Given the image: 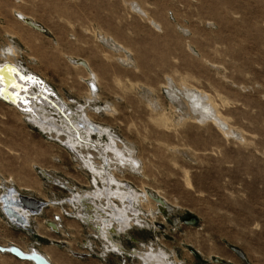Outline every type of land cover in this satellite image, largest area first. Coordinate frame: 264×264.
Here are the masks:
<instances>
[{"label": "rangeland", "instance_id": "374dc122", "mask_svg": "<svg viewBox=\"0 0 264 264\" xmlns=\"http://www.w3.org/2000/svg\"><path fill=\"white\" fill-rule=\"evenodd\" d=\"M16 11L43 30L25 25ZM8 56L71 109L84 105L119 136L124 152L133 147L139 174L115 171L119 160L110 153L115 175L172 205L168 216L156 210L150 227L134 225L116 236L130 252L162 247L180 264H245L233 245L252 264H264V0H0V60ZM77 58L88 60L98 76L99 95L90 101L89 72L74 64ZM195 95L202 108L213 110L212 120L201 121ZM96 106L106 112L94 113ZM29 116L0 97V193L12 184L61 202L70 190L45 178L42 168L76 191L94 190L91 173L73 151L65 152L64 142ZM217 118L224 128L213 123ZM94 139L109 142L106 136ZM142 202V215L152 222L149 201ZM72 210L68 203L48 206L30 217L29 228L41 220L59 235L54 245L74 258L143 264L131 253L105 248L101 236L67 214ZM0 215L11 225L0 241L27 230ZM56 217L58 232L46 223ZM69 221L75 227L67 228ZM41 248L34 239L27 249Z\"/></svg>", "mask_w": 264, "mask_h": 264}, {"label": "bare ground", "instance_id": "6f19581e", "mask_svg": "<svg viewBox=\"0 0 264 264\" xmlns=\"http://www.w3.org/2000/svg\"><path fill=\"white\" fill-rule=\"evenodd\" d=\"M15 16L30 28L36 30H38L37 28H42L33 17L22 11H16ZM77 60L78 62L74 64L89 72L87 73L89 76V83L87 84L89 97L87 100L90 101L92 95L96 97L99 95L97 92L98 76L88 60L82 58H77ZM1 68H5L11 76L6 80L0 72V97L12 103L22 113L29 114V121L31 120L41 131L43 130L51 135L52 138L61 140V142L69 146L71 149H65V152L70 153V150L74 152L73 154L77 157L78 164L91 173L92 180L90 182L94 186V190L83 189L76 191V189L71 187V185L75 187L72 182L61 180L46 171L45 168H42L45 178L48 177V180L54 182V184L68 188L70 194L61 202H58L59 198L51 202L49 199H39L30 193H22L19 188L12 184L3 185V191L0 193V209L3 210L4 216L8 221L18 227H25L31 222L30 215L41 216L48 206L68 203L75 208V211H67V214L78 218V220L80 219L94 231L96 230L95 232L105 241V248H110L115 253H131L138 256L143 264H180L179 260L174 259L171 261L168 251L162 247L157 249L147 248L146 250L135 248L133 252H130L120 240H117L119 235L126 233L134 225L150 227L155 220L156 210L164 216H168L170 211H172V205L163 195L159 193L153 194L146 189L140 191L129 182H124L123 178H118L115 175L116 173L113 172L112 164H114V158L110 153H113L114 157L119 160V165H115V171L118 170L121 173V171L129 170L134 174H139L136 171L140 168L138 167L140 158H137L134 148L129 146L127 147V153L124 152L118 145L119 136L112 133L109 127H105L95 121L84 105H79L78 110L76 109L77 111L71 109L65 101L56 96V93L44 80L34 75L35 73L25 72L22 69L23 67L17 64L11 56L0 60ZM32 86H36L37 91L36 93L34 91L35 94L31 93ZM54 95L56 96L55 99L53 98ZM195 96L197 98L195 106L200 108L199 111L201 117H203L200 120L204 122L209 120V118L212 120L211 111L213 110L209 108V104H207L208 108L204 106L202 108L201 97L199 95ZM93 111L96 114H101L106 112V109L96 106ZM220 121L219 118L217 120L213 119V123L222 128L223 125L221 123L223 124V122L220 123ZM165 122H167L166 119ZM95 135L99 137L106 136L109 142L102 143V141L95 140ZM116 162L115 164H117ZM121 176H124V174ZM2 177L1 173L0 180ZM25 180L27 181V178ZM142 201H149L147 203L148 210L146 211L151 213L152 222L145 215H142V213H145L142 207L139 206ZM152 205H154V209H152ZM195 221L194 218H191L188 222L194 223ZM51 223L57 227V230L60 229L58 222L51 221ZM12 250L19 255H24L17 249V246L12 248ZM22 251L25 252L24 250ZM48 260L50 261V259ZM246 260L248 259L246 258ZM50 263L52 264V262ZM121 264L127 263L122 262Z\"/></svg>", "mask_w": 264, "mask_h": 264}, {"label": "crops", "instance_id": "0c3cea01", "mask_svg": "<svg viewBox=\"0 0 264 264\" xmlns=\"http://www.w3.org/2000/svg\"><path fill=\"white\" fill-rule=\"evenodd\" d=\"M63 145L66 146L68 149H71L69 146H67L65 144H63ZM78 222H80V220H78ZM67 223H68V225L66 224L67 228L70 229L71 227H75V222L69 221ZM78 224H80V223H78ZM0 227H3L5 229V230H1V228H0V235L4 231H10L8 229V227H11V225L8 222H6L5 218L1 215H0ZM26 229L27 230L24 231L25 233H23V230H21V231L18 230V232L16 233L17 235L15 234L14 237H10V235H7L4 241H0V246H3V247L17 246V247L21 248V250H24L26 252V250H28L27 248L29 247V244L32 243V241L34 239H37V240H40L42 242V248L40 250H37V251H39V253L43 254L45 257L50 259V262H52V264H69L70 261H85V262H87V261L88 262L98 261L97 258H91V257L90 258H84V259L74 258V257L70 256V254H68V251L64 250L63 248H59L58 246H55L54 243L57 244L58 240H60V239H58L59 235L54 234L53 232L49 231V229L46 226H44V224L41 222V220L37 219L32 228H26ZM1 231H2V233H1ZM72 236H74V235H72ZM73 240H75L74 237H73ZM49 241H52L53 243L49 244L48 243ZM65 242L69 246V241L65 240ZM26 246H28V247L25 248ZM112 253L115 254L114 252H112ZM114 259H115V257H111L112 261ZM98 262L100 264H102L100 261H98ZM0 264H33V263H31L27 260L20 259L17 256L10 254L8 252L0 251ZM110 264H114V263L112 262Z\"/></svg>", "mask_w": 264, "mask_h": 264}, {"label": "water", "instance_id": "95a60500", "mask_svg": "<svg viewBox=\"0 0 264 264\" xmlns=\"http://www.w3.org/2000/svg\"><path fill=\"white\" fill-rule=\"evenodd\" d=\"M39 31H42L43 28H37ZM0 72H1V75H3V77L8 80L9 77L11 76L8 71L5 70V68H1L0 69ZM48 226H51L53 228V230L57 231V227L53 226L52 223H50L49 221L46 222ZM24 228H29V225L25 226ZM60 242H57V244H59ZM63 245V244H61ZM12 248H16V246H8V247H3V246H0V251L2 252H8L10 254H13L15 256H17L18 258L20 259H23V260H29V261H32L34 262L35 264H51L50 261L44 257L43 254L39 253L37 250L35 249H31L27 252H23L19 247H17V249H19L24 255H19L18 253H16L15 251L12 250ZM230 248L238 255L240 256L244 261H245V264H252L250 261L246 260V257L244 256V254L242 253V250L238 247H235L233 245L230 246ZM74 255L76 256H86L85 254H80V253H76V252H73ZM96 255V254H95ZM100 258H102V256H100ZM215 261H219V262H222L223 260L222 259H213Z\"/></svg>", "mask_w": 264, "mask_h": 264}, {"label": "flooded vegetation", "instance_id": "af4514ba", "mask_svg": "<svg viewBox=\"0 0 264 264\" xmlns=\"http://www.w3.org/2000/svg\"><path fill=\"white\" fill-rule=\"evenodd\" d=\"M68 189V188H67ZM69 190V189H68ZM1 210V209H0ZM2 211V214L4 215V212H3V210H1ZM32 215H30V217H31ZM50 223H51V221L50 220H48ZM31 222H29V224H30ZM29 224H27V225H29ZM87 224V223H86ZM88 225V224H87ZM89 226V225H88ZM137 226V225H136ZM90 227V226H89ZM20 228H24V227H20ZM133 228V227H132ZM92 229V228H91ZM93 230V229H92ZM96 231V230H95ZM95 231H94V233H95ZM56 232H58V230L56 231ZM94 235V234H93ZM96 235H97V233H96ZM100 236V235H99ZM102 240H103V238H102ZM101 240V241H102Z\"/></svg>", "mask_w": 264, "mask_h": 264}, {"label": "built area", "instance_id": "2783aa9c", "mask_svg": "<svg viewBox=\"0 0 264 264\" xmlns=\"http://www.w3.org/2000/svg\"><path fill=\"white\" fill-rule=\"evenodd\" d=\"M60 218H58V217H56V222H59L60 220H59ZM58 226L60 227V224H58ZM53 229V228H52ZM53 231H55V230H53ZM103 258V257H102Z\"/></svg>", "mask_w": 264, "mask_h": 264}]
</instances>
